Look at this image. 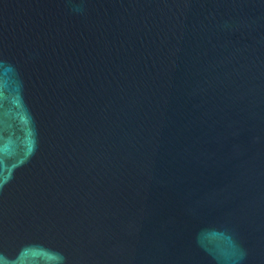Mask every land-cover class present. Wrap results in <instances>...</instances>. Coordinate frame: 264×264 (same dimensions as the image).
I'll use <instances>...</instances> for the list:
<instances>
[{"label":"water","instance_id":"95a60500","mask_svg":"<svg viewBox=\"0 0 264 264\" xmlns=\"http://www.w3.org/2000/svg\"><path fill=\"white\" fill-rule=\"evenodd\" d=\"M0 264H264V0H0Z\"/></svg>","mask_w":264,"mask_h":264}]
</instances>
